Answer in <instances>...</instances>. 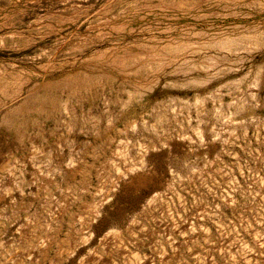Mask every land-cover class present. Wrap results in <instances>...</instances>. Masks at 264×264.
Wrapping results in <instances>:
<instances>
[{
	"label": "rangeland",
	"instance_id": "rangeland-1",
	"mask_svg": "<svg viewBox=\"0 0 264 264\" xmlns=\"http://www.w3.org/2000/svg\"><path fill=\"white\" fill-rule=\"evenodd\" d=\"M0 264H264V0H0Z\"/></svg>",
	"mask_w": 264,
	"mask_h": 264
}]
</instances>
